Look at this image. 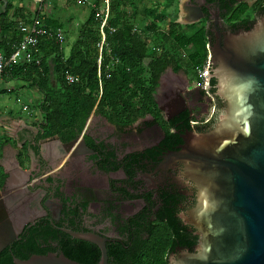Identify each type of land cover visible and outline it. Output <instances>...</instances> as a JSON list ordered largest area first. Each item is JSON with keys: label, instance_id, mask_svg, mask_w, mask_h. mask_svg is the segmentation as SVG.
<instances>
[{"label": "flooded vegetation", "instance_id": "1", "mask_svg": "<svg viewBox=\"0 0 264 264\" xmlns=\"http://www.w3.org/2000/svg\"><path fill=\"white\" fill-rule=\"evenodd\" d=\"M239 3H182V20L192 17L191 6L202 8L203 16L196 23L206 36L209 58V47L224 43L227 33L249 30L264 16V0H255L253 18L232 19ZM186 48H173L177 59L178 54L191 53ZM190 73L184 67L162 72L154 93L156 114L125 124L95 107L83 129L67 141L58 135L39 136L38 125L37 131L30 129L25 135L31 143L21 146L26 147L24 152L4 148L0 244L9 242L0 257L6 264L31 252L29 240L47 254L69 250L82 256L86 250L87 263H99L100 246L76 233L103 239L110 264H125L137 245L157 231L169 242L166 264L172 263V257L196 251L200 234L188 221V212L196 204L197 187L185 175L184 163L173 160L170 153L180 149L185 135L211 129L215 123L209 122L225 103L217 94L216 78L202 85L195 70ZM212 103L214 113L205 121ZM70 142L73 145L67 150L64 144Z\"/></svg>", "mask_w": 264, "mask_h": 264}, {"label": "water", "instance_id": "2", "mask_svg": "<svg viewBox=\"0 0 264 264\" xmlns=\"http://www.w3.org/2000/svg\"><path fill=\"white\" fill-rule=\"evenodd\" d=\"M190 8L192 17L178 22L201 19L202 8ZM209 48L208 78H216L225 107L211 129L185 135L180 149L170 153L197 187L188 221L200 234L196 251L172 257L171 264H264V16ZM64 145L70 150L73 142ZM75 235L94 240L101 248L98 264L109 263L103 239ZM8 242H1L0 251ZM14 263L83 264L56 253L15 257Z\"/></svg>", "mask_w": 264, "mask_h": 264}, {"label": "trees", "instance_id": "3", "mask_svg": "<svg viewBox=\"0 0 264 264\" xmlns=\"http://www.w3.org/2000/svg\"><path fill=\"white\" fill-rule=\"evenodd\" d=\"M132 1L108 0L107 40L111 51L110 54L103 55L100 67L99 51L94 42L100 39L98 28L107 12L106 0H95V6L91 8L83 22L68 56L64 55V48L57 39L59 24L55 20L45 19L47 34L39 37V44L33 54L34 60L13 63L5 69L2 79L20 78L31 81L42 93V101L39 104L42 114L39 136L58 135L63 141L71 139L83 129L95 107L108 118L123 120L125 124H131L148 113L156 114L154 93L162 72L168 67L174 70L184 67L187 71L195 70L196 73L197 67H202L206 62L208 50L204 31L202 29L196 31L203 34L202 39L197 41L203 44L204 53L201 55L196 40H193L196 36L179 34L178 28L181 24L174 20L168 22L164 30L157 31L159 46L153 52H149L145 42L129 21L125 5ZM247 9L246 2L239 3L233 8L231 18L240 19ZM231 10L232 7L229 8V11ZM149 13H152L155 20L161 17L155 10ZM241 22L246 23L247 19ZM30 23L31 20L20 24L13 22L7 16V10L0 14V52L9 57L14 50L13 47L23 39L21 24ZM151 28L156 29L154 23L151 24ZM170 40L175 42L173 46L168 45ZM192 41L195 43L194 52H191L186 60L181 57L180 60L177 59L173 48L177 46L185 48ZM36 59L40 60L39 63ZM115 59H118L121 66L110 64L111 60ZM50 60L53 63L50 64ZM52 71L55 75V84L51 79ZM67 72L76 76V80L69 82ZM195 76L197 79V73ZM6 92L7 90H1L0 94ZM216 121L217 118H212L209 124ZM27 243L31 252L22 255V259H27L32 254H47L35 240H29ZM168 245L164 233L160 231L152 233L148 240L137 245L138 250L125 264H166ZM65 254L88 264L86 250H82V256H76L69 250H65ZM0 264H6L5 257H0Z\"/></svg>", "mask_w": 264, "mask_h": 264}, {"label": "rangeland", "instance_id": "4", "mask_svg": "<svg viewBox=\"0 0 264 264\" xmlns=\"http://www.w3.org/2000/svg\"><path fill=\"white\" fill-rule=\"evenodd\" d=\"M77 2L79 4H81L80 6L84 8V10L89 14L91 8H93L95 6V0H68V2ZM84 1V2H83ZM108 0H106L107 2ZM185 0H133L132 2H128L125 5V9L128 12L129 15V21L131 22V24L133 25L134 30H136L138 32V34L140 35V37L142 38V40L145 42L148 51L149 52H153L154 49L156 47L159 46L160 43V39L158 37L157 31L158 30H164L166 25L168 24V22L170 21H176L178 22L179 20H182L183 17V12L181 10L182 7V3ZM255 0H246V4L248 9L246 10V12H244L241 15V18H247V19H251L254 16V9H253V2ZM10 0H8V4L11 5ZM34 2V1H33ZM32 4V1H31ZM35 4V2H34ZM22 4L19 3V5H17V11L19 12L21 8L20 7ZM33 5V4H32ZM107 5V4H106ZM24 6V5H23ZM28 15L27 17H25V22L26 21H30L32 19V16H35L36 12L33 11V9H28ZM35 10L37 11L36 8V4H35ZM152 10H155L161 17L158 20H155L154 17L152 16L151 12ZM108 15V9L106 14L103 17V20L98 28L99 30V36L100 39L98 41L94 42V46H96L98 48L99 51V55H98V59L99 58H103L104 54H110L111 48L109 45V40H107V34H108V30H107V16ZM46 13H44V20L46 19ZM85 19H83L81 21V24L84 22ZM154 23L155 24V30H153V28H151V24ZM180 23V22H179ZM180 27L178 28L179 34L181 33L182 35L185 34L186 36H196L195 38H193V40L199 41L202 39V32L196 33V31L200 28L199 24H183L180 23ZM197 35H196V34ZM65 41L62 42V48L65 47ZM175 44V42L173 40H170V43L168 44L169 46H173ZM199 47V51L200 54L202 55L204 53L203 50V44H201L200 42L196 43ZM66 50L69 51L70 45L69 43L66 44ZM195 49V43L190 42V44L187 46L186 48V52H192ZM186 53V54H187ZM64 55H66L65 53V48H64ZM183 58L186 60V58L188 57L185 54H179V58ZM53 63L52 60H50V64ZM111 65L115 66V65H119L121 66V63L118 61V59L115 60H111ZM51 68L53 69V64L51 65ZM54 71H52L51 73V79L53 80L52 82L55 84V75L53 73ZM194 71H191V73H193ZM190 73V74H191ZM189 74V73H188ZM100 76V75H99ZM211 79V78H210ZM8 90V89H6ZM11 92V91H10ZM42 97L43 95L41 94V98L37 101L36 105L31 107V109L29 108V111L27 110V107L22 108V105L24 103V101L26 100H19L16 101L14 95L11 94H6L5 95V100L6 102L8 101L11 105H13V109L14 112L16 113L14 116L11 115L12 118L16 117L17 115H20L21 112L25 113L24 110H26L28 112V114L34 118V122L33 123V127L32 128H24L21 129L20 131H22L23 136H25L27 134V132H30V129L32 130H36L38 129L37 125H39L42 122V117L39 113L40 111V107L39 104H41L42 101ZM4 100L0 99V102H2ZM37 112V113H36ZM214 113V107H213V103L212 106L209 108L208 112L205 115V121H208L209 118L212 116V114ZM35 126V127H34ZM37 131V130H36ZM38 132H40L38 130ZM198 133V132H195ZM2 136H0V144L5 143V141H9V139L7 140H3V138H1ZM25 151V150H24Z\"/></svg>", "mask_w": 264, "mask_h": 264}, {"label": "crops", "instance_id": "5", "mask_svg": "<svg viewBox=\"0 0 264 264\" xmlns=\"http://www.w3.org/2000/svg\"><path fill=\"white\" fill-rule=\"evenodd\" d=\"M10 1H12L11 5L8 4V0H0V14L7 10V16L13 22H17L18 24L24 22L25 17L28 15V9H33V11L36 12L33 0ZM31 1L33 5L31 4ZM19 3L22 4L20 7L23 8L18 12L17 5H19ZM80 5L81 4L77 2H68V0H45L43 4V16L44 13H46V19L55 20L59 24L57 31L61 32L62 39L57 37L58 41L62 43L66 40V44H71L69 51L66 50L67 45L65 44L64 48L66 55H69L71 46L80 32L83 24H81V21L83 19L86 20L88 16V13ZM6 89H8L6 93L0 94V99L4 100L0 102V136H2L1 138H3V140L9 139V141L0 144V171L2 169L1 162L4 160V148L9 146L15 149L18 153L21 151L24 152L26 147L23 148L21 146L31 142L30 138L23 136V133L20 130L24 128H32L33 123H35L34 118L31 117L26 110H24L25 113L21 112L20 115L12 118L11 115L14 116L16 113L14 112L13 105L8 101L6 102L5 95L7 93L14 95L15 100L18 102L23 99L26 100L24 101L22 108L27 107V110L29 111V108L31 109V107L36 105L42 94L33 82L20 78L10 80L1 79L0 91ZM40 115L42 117L41 113Z\"/></svg>", "mask_w": 264, "mask_h": 264}, {"label": "built area", "instance_id": "6", "mask_svg": "<svg viewBox=\"0 0 264 264\" xmlns=\"http://www.w3.org/2000/svg\"><path fill=\"white\" fill-rule=\"evenodd\" d=\"M37 5V11L35 16L32 17L31 23L21 24L20 30L23 33V39L18 42L13 48V52L9 57H6L3 53L0 52V81L2 79V74L7 67L12 65L13 63H17L20 61L31 62L34 60V51L39 44V37L47 34L44 24L43 17V4L45 0H33ZM108 1H107V9H108ZM58 38L62 39V35L60 31L56 32ZM101 59H98V64L100 67ZM39 59H36V62L39 63ZM211 70V62L208 57L206 62L202 65V67H197V82L205 85L209 81V74ZM67 79L69 82H73L76 80V76L67 72Z\"/></svg>", "mask_w": 264, "mask_h": 264}]
</instances>
